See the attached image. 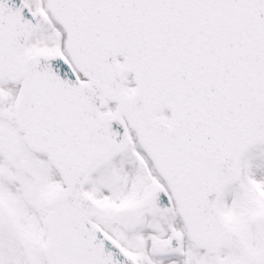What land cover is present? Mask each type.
Wrapping results in <instances>:
<instances>
[{"label": "snow or ice", "instance_id": "snow-or-ice-1", "mask_svg": "<svg viewBox=\"0 0 264 264\" xmlns=\"http://www.w3.org/2000/svg\"><path fill=\"white\" fill-rule=\"evenodd\" d=\"M0 264H264V0H0Z\"/></svg>", "mask_w": 264, "mask_h": 264}]
</instances>
